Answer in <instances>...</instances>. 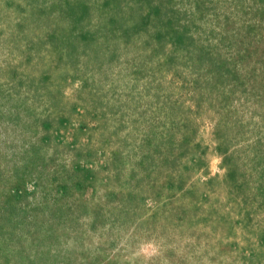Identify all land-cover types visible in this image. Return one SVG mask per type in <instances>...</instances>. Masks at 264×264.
Masks as SVG:
<instances>
[{
	"label": "rangeland",
	"instance_id": "rangeland-1",
	"mask_svg": "<svg viewBox=\"0 0 264 264\" xmlns=\"http://www.w3.org/2000/svg\"><path fill=\"white\" fill-rule=\"evenodd\" d=\"M0 264H264V0H0Z\"/></svg>",
	"mask_w": 264,
	"mask_h": 264
}]
</instances>
